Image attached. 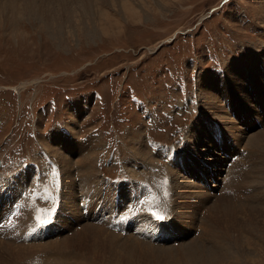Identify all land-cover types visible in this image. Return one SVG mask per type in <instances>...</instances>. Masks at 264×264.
I'll return each instance as SVG.
<instances>
[{"label":"rangeland","instance_id":"rangeland-1","mask_svg":"<svg viewBox=\"0 0 264 264\" xmlns=\"http://www.w3.org/2000/svg\"><path fill=\"white\" fill-rule=\"evenodd\" d=\"M115 1L36 0L28 3L0 0V252L8 248L6 244L14 254H19L18 247H24L26 254L11 259L12 264H264V172L255 169L264 164V142L259 138L258 146L252 150L247 145L250 135H258L264 130V101H256L248 94V108L241 106L250 112L245 115L242 109L236 108L234 91L225 84L232 73L226 63L238 65L236 72L241 74L240 78L250 92L247 79L252 76L250 74L249 78V72L242 68L246 57L264 69L261 62L264 56V0H122V6L117 2L119 0ZM260 71L261 74H257L260 81L257 80L263 86L261 94L264 96V70ZM205 73L218 84L219 76L222 77L221 85L213 88V92L222 89L217 95L220 109L224 107L226 111L225 114L218 111L227 116L223 120L219 119L216 110H200V106L201 109L209 108L205 100V108H202L201 91L197 86ZM81 99L88 100L86 111L76 122L75 134L69 133L77 141L76 150L80 146L81 151L59 150L77 161V158L81 159L82 151L95 148L91 147L95 137L101 144L100 151L92 159L97 174L93 183L90 182L92 187L82 194L76 188L78 212L75 213L72 207L64 205V201L69 198L70 182L79 183L76 175L79 168L74 164L75 176L72 173L63 179L62 164L56 160L58 156L46 150L43 158L33 150L39 146L38 139L52 135L53 130L64 132L67 122L73 121L69 107ZM147 109L149 111L141 118ZM203 119L205 131L201 134L206 143L198 145L192 143L194 137L188 132ZM207 122L211 123L210 127ZM217 137H221V143L215 141ZM227 137L231 140L228 143ZM137 140L145 147L138 150L149 151L154 158L148 169L138 168L127 160L131 157L129 152L139 147ZM106 142L112 143L103 155ZM223 147L224 151H230L227 155H222ZM203 149L222 155L220 167H223V173L218 174V185L212 178L209 180L208 167L206 174L200 173L196 177L189 164L190 160L199 163L198 156L201 157L200 150ZM33 152L34 156L30 155ZM235 154L237 158L228 164ZM163 160L166 166L161 163ZM52 161L60 164V171L56 173L62 177L63 199L57 200L55 222L47 231L42 225L38 230L34 218L29 217L31 207L29 205L28 209L24 205V197L30 198L29 192L43 178L47 184L49 179L53 180L56 173L52 172ZM38 162L45 164L43 171L47 167L45 171L54 175L49 177L47 174V177L44 174L39 179L34 168ZM23 168L28 169L29 185L19 183L16 188L20 175H25L19 173ZM152 168L159 171L153 172ZM169 168L174 170L175 179L172 172H168ZM132 171H136V176L130 175ZM157 176L165 182L155 188L153 182ZM205 176L207 182L202 179ZM139 181H150L152 190L149 189L156 196L167 192V196L164 195L166 212L160 210L157 214L164 217L158 221L165 229L154 230L157 238H169L167 242L159 243L162 246L157 245L158 242L156 245L150 242L152 246L140 244L134 238L145 239L129 231L118 233L111 227L112 222L105 223L106 227L101 221L102 215L110 212L105 211L110 204L121 207L112 212L111 217L117 221L122 209L126 211L122 208L125 203L142 196L135 191L140 184L139 187L143 186ZM126 184L131 186L135 197H124L122 190H126L123 188ZM52 191L43 193L44 197L36 189L42 196L36 194L38 204L56 201L51 197ZM104 192L108 193L107 197ZM83 195L90 198L87 214L82 212L84 207L80 205V202L84 203ZM97 205L100 206L96 208ZM213 205L216 211L210 210ZM175 207H178V214ZM182 209L194 211L197 216L186 234L183 232L186 226L182 223L189 218L184 217ZM35 210L42 212V209ZM144 214L147 219L139 217L138 225L158 223L157 219ZM150 214L153 215V208ZM83 224L101 225L106 228L105 232L100 227L104 234L121 236L98 239L95 234H87L84 238L90 236L88 239L76 238L75 233L86 229ZM211 229L213 234L210 236ZM74 236L78 241L62 244L64 238L73 239ZM210 237L215 238V243L209 240ZM221 237H226L224 243H240L234 256L223 254L224 249L219 247L220 240L217 239ZM193 240H199L204 246L213 244L205 251ZM55 241L61 245L44 247L46 251L42 249L44 244L47 246ZM186 243L198 248L188 252L183 247ZM209 251L215 255V261L209 257Z\"/></svg>","mask_w":264,"mask_h":264},{"label":"bare ground","instance_id":"bare-ground-1","mask_svg":"<svg viewBox=\"0 0 264 264\" xmlns=\"http://www.w3.org/2000/svg\"><path fill=\"white\" fill-rule=\"evenodd\" d=\"M23 1H27L28 3H33V2H35L36 0H23ZM124 1V0H123ZM114 2H116L115 0H114ZM117 2H120L119 3V5L120 6H122V0H119V1H117ZM124 3V2H123ZM1 11H2V9L0 8V14H1ZM134 11V10H133ZM263 57V60L261 61V62H263L262 63V67L264 68V56H262ZM247 58V60H246V64L244 65V66H242V68H243V70H247V72H249V78L252 76V78L251 79H247V84H248V86L250 87V89H251V92L250 91H247L246 90V87H245V85H244V83L242 82V79L240 78L241 77V74L240 73H238V72H236V68L238 69V65L237 64H235V65H232V63L231 64H228V63H226V65H229L231 68H232V73H231V76L229 77V79H228V81L225 83V84H229V86L232 88V90L234 91V93L232 94L233 95V97L236 99V108H238V109H242L243 110V114L245 113V115H249L248 113H250L249 111H245L244 109H246V108H248L247 107V101H246V96H248V94L250 95V96H254L255 97V100L256 101H259V100H263L264 101V96H262V90H263V86H262V84L259 82L260 80L258 79V77H257V74H258V72L261 74V71L260 70H264V69H262V68H260V67H258L257 66V64L255 63H253V59L252 58H249V57H246ZM258 64H259V62H258ZM234 66V67H233ZM228 67V66H227ZM226 70V69H225ZM257 70V72H255ZM235 72V73H234ZM252 72V73H251ZM237 73V74H236ZM250 74H251V76H250ZM206 75V73L204 74V77H200V80H198V83H197V86H198V89H199V92L201 91V93H200V102H201V100L203 101L202 102V105H203V107L202 108H205V104H204V100L206 101V103H207V105H209V108H205V109H201V106H200V110H208V111H214V110H216V114L217 115H219L220 117H219V119L220 120H223V117H227V116H225V115H221V114H219L220 112H222V113H226V111H225V109H224V107H222V109H220V106H219V102H220V100H219V98H218V95H220L221 94V92H222V89H221V87L217 90V92L215 93V92H213V88H216L217 86H220L221 85V79H222V77L220 78V76H219V84H218V81H216V80H214L213 78V80L212 79H210V77H207V76H205ZM216 77L218 76L217 74L215 75ZM264 76V75H263ZM207 77V78H206ZM239 79V80H238ZM246 79V78H245ZM259 81H258V80ZM210 81H211V83H210ZM22 87V86H21ZM20 87V88H21ZM218 94V95H217ZM234 94H235V96H234ZM262 101V102H263ZM87 102H88V100H76V102L74 101V103L69 107V112H70V114H71V119L73 120V121H69V122H67V124H66V129L64 130V132H57L56 130H53V132H52V135H48L46 138L44 137L43 139H38V143H39V145L40 146H42V148H44L45 150H47V152L49 151L52 155H55V157L56 156H58L57 158H56V160H59L60 161V163L62 164V169H63V179L64 178H66L68 175H71L72 176V173H74L75 171V169H73L74 168V164H76V166H77V168H79L78 169V171H77V173L78 174H76V175H78V179H79V183H74V182H70V184H69V186H68V192H67V194H68V197L69 198H66V200L67 201H64V205L65 206H67V207H72V210L75 212V213H77L78 211L76 210V206H75V198H76V194H75V192H76V188H79L80 189V191H79V194H82L84 191L86 192L87 190H89V188L90 187H92V185L90 184V182L91 183H93L92 181H93V179H94V177L97 175L96 174V170H95V167L94 166H92V159L94 158L93 157V155L94 154H96L97 153V151H100V149H98L99 147H100V141H99V139L98 138H96L95 137V139H94V144L93 145H91V147L93 148L94 146H95V148L93 149V150H91V151H88V150H86L85 149V151H82L80 154H79V156L81 155V159L79 158H77V161L76 160H73V158H70V156H68V153L67 154H65V152H61L60 150H59V148H61L62 149V151H81L80 150V146H78V148H77V150H76V145H78L77 144V141L73 138V136L71 135V134H75L74 132H76L75 131V129H76V122H77V120H78V118H80L83 114H84V112L86 111V104H87ZM264 104V103H263ZM263 104L261 105V107H263ZM221 105V104H220ZM239 105V106H238ZM243 105H245V107L246 108H244V107H241V106H243ZM257 105H259V104H257ZM255 110V109H254ZM218 111H220V112H218ZM227 115V114H226ZM203 118V117H202ZM208 124V127H210L211 125H209V124H211L210 122H207ZM218 129V128H217ZM232 129V128H231ZM62 130V129H61ZM69 132H68V131ZM203 131H205V128H204V119H203V121L201 120L200 121V123H195V127H190V129H189V132H188V135H190V136H192V137H194L193 138V141H192V143H195V144H200L201 142H204V143H206V139H204L203 138V136H202V134H201V132H203ZM261 132V133H260ZM260 134H258V135H255V134H253L252 136L250 135L249 137V139H248V141H247V145L249 146V150H252L253 149V147H255V146H258V144H259V142H258V139L260 138L261 139V142H262V140H263V142H264V130H260ZM69 133H71V134H69ZM201 134V135H200ZM236 135H238V134H236ZM213 136H214V132H213ZM258 137V138H257ZM203 138V139H202ZM247 138V137H246ZM227 140H228V137H227ZM245 140V139H244ZM89 141V140H88ZM215 141H217V142H219V143H221V141H222V139H221V137L220 138H218L217 137V139L215 140ZM138 142L140 143L139 144V147L136 149L135 148V150L134 151H130L129 153H130V156L131 157H129V159H127V160H131V162L130 161H127V162H130L131 163V165H138L137 167L139 168V167H142L143 169H148L147 167H149L152 163L151 162H153L152 161V159H154L153 157H152V155L150 156V152L149 151H139L138 149L141 147V148H143V149H145V147H144V144L141 142V141H139V140H137L136 141V143L138 144ZM229 141H227V143H228ZM263 146H264V143L262 144ZM55 146V147H54ZM133 146V145H132ZM138 146V145H137ZM152 146V145H151ZM246 147V146H245ZM260 147V146H259ZM43 149V150H44ZM79 149V150H78ZM82 149H84V147H82ZM151 149L153 150L154 149V146H152L151 147ZM157 149V148H156ZM223 149V151H224V147L222 148ZM247 149H248V147H247ZM60 151V152H59ZM156 151H159V149H157ZM161 151V150H160ZM159 151V152H160ZM243 151V150H242ZM247 151V150H246ZM226 152V153H225ZM230 151H224V154H222V155H227L228 153H229ZM249 153H250V151H248ZM247 152V153H248ZM183 153V152H182ZM193 153H197V151H194ZM200 153H202V155H201V157L200 156H198L197 154H196V156H198L201 160L199 161V163H194L193 162V160H190L189 161V164L194 168V170H195V172H196V177L199 175L200 176V173H202V174H204L205 173V171H206V169H207V167H208V171H207V174L210 176V178H209V180L212 178L213 180L212 181H214V182H218V174L219 173H221L222 172V168L223 167H220V164H223V163H221L222 162V160H220V158L222 157V155H220V154H217V153H215V151H212V152H210V151H204V149L203 150H200ZM246 153V154H247ZM49 154V153H48ZM160 154H161V152H160ZM257 154V153H256ZM50 155V154H49ZM168 155V154H167ZM169 156V155H168ZM204 156V157H203ZM250 156V155H249ZM192 157H195V155H193L192 154ZM44 158V157H43ZM50 158V157H49ZM53 158H54V156H53ZM39 159V158H38ZM198 159V158H197ZM40 161V160H39ZM46 161V160H45ZM58 161V162H59ZM51 162V161H50ZM80 164H79V163ZM126 162V161H125ZM124 162V163H125ZM219 162V163H218ZM34 163V162H33ZM226 163V162H225ZM246 163V162H245ZM121 164L123 165V162H121ZM127 164V163H126ZM148 164V165H147ZM43 165H45V164H42L41 163V165H40V163L38 162L36 165L34 164V168L36 169V173L39 175V179H40V176L42 177L44 174H48L47 173V171H45L46 170V168H45V172L43 171V169H42V166ZM51 165V164H50ZM60 165V164H59ZM201 165V166H200ZM226 165V164H225ZM44 167V166H43ZM71 168H72V170L73 171H71ZM76 168V167H75ZM229 168V167H228ZM257 168V172L259 171V170H263L262 172H264V164L261 166V167H255V169ZM24 170H21L19 173H24L25 175H23V174H21L20 175V180H17L16 181V188H17V185L19 186V183H21L22 185H29V183H28V181H27V174H28V169L27 168H23ZM170 169V170H169ZM168 170V172H172V173H170L171 175H173V172H174V170H172L171 168H169ZM246 169V168H245ZM254 171V170H253ZM135 172L136 171H132V173H130V175L132 176V175H135L136 176V174H135ZM145 172V171H144ZM175 172H177V171H175ZM50 173V172H49ZM54 173H56V172H54ZM60 173V172H59ZM62 173V172H61ZM52 174V173H51ZM57 174V173H56ZM206 174V173H205ZM263 174V173H262ZM49 175V174H48ZM48 175H47V177H48ZM54 174H52V175H49V177L51 176H53ZM249 175V174H248ZM25 176V177H24ZM45 176V175H44ZM74 176H75V173H74ZM174 176V175H173ZM229 176V175H228ZM3 177V176H2ZM249 177H250V175H249ZM54 178V177H53ZM62 178V177H61ZM132 178H134V177H132ZM174 179H175V176L173 177ZM31 178H29V180H30ZM38 179V178H37ZM97 179H99V178H97ZM205 179V178H204ZM81 180H82V182H81ZM96 180V179H95ZM230 180V179H229ZM233 180V179H232ZM242 180V179H241ZM254 180H256V177H255V179ZM253 180V181H254ZM33 181V180H32ZM137 181V180H136ZM252 181V180H251ZM250 181V179H249V182H251ZM48 182V181H47ZM53 182V180L52 179H49V184L50 183H52ZM55 182V181H54ZM138 182V181H137ZM227 182H229V181H227ZM30 183H31V181H30ZM95 183V182H94ZM96 183H98V181H96ZM173 183V182H172ZM223 183H224V181H223ZM230 183H232V182H230ZM234 183V182H233ZM232 183V184H233ZM129 184V183H128ZM128 184H126V185H124L123 186V188L124 189H126V190H122V194L124 195V197H127V196H133V197H135L134 196V194L131 192V186L130 185H128ZM253 184H254V182H253ZM32 186H33V184H31ZM40 185V184H39ZM39 185H37L36 187H34V188H32L31 190H32V192L30 191L29 192V195H30V193L35 197H37V193H36V189H39ZM137 185V184H136ZM136 185H135V187H136ZM141 185V184H140ZM139 185V186H140ZM175 185V184H174ZM214 185H215V183H214ZM213 185V186H214ZM244 185V184H243ZM128 186V187H127ZM136 187L135 188V191L136 192H138L137 194H140V195H142L141 197H138V198H131L130 200H128L125 204L126 205H124L122 208H125L126 209V211H124L125 213H126V217L128 216L129 217V219H128V221L125 223V226L129 229L131 226H136L139 230L136 232V233H133L132 231H129V232H132V233H130V234H135V235H137V237L138 238H141V239H145L144 241H147L148 240V242H144V241H141L140 239L138 240V239H135L134 238V241H137L138 243H140V244H146V245H149V246H152V244L150 243V242H152V243H155V242H158L157 243V245H161V244H163L164 242H167L168 241V239L169 238H167V237H159V238H157L156 237V234H155V229L157 230V229H165V226H163V225H160V224H163V223H160L158 220V223H155L154 221H152L150 224H144V226H142V225H138V218L139 217H143V219H147L146 217H144L145 216V212H143L142 210H141V207H140V205H142V203H140V201H141V199L143 198L147 203H144V206H146V207H152L153 208V213H155V214H158V212L160 211V210H165V206H164V203H166L165 201H166V197L165 196H167V192H164L165 194H163L162 196L161 195H158V196H156V195H154L152 192H151V190H152V188H151V190L149 189L150 187H146L147 188V190H144V188H143V186H141V187ZM162 186V185H161ZM225 186H228L227 184H225ZM230 186V185H229ZM245 186V185H244ZM27 187V186H26ZM97 187V186H96ZM249 187V186H248ZM116 188H120V187H117L116 186ZM228 188V187H227ZM52 186H51V191H52ZM70 189V190H69ZM163 189V188H162ZM175 189V188H174ZM225 189H226V187H225ZM158 190H160V188H158ZM230 190V189H229ZM23 191V190H22ZM21 191V192H22ZM108 191V190H107ZM106 191V192H107ZM134 191V192H135ZM224 191V190H223ZM233 191H234V189H233ZM62 192H63V188H62V190L60 191V195H55V193L52 191V194H50V195H52L51 197H52V199H55L56 201L58 200V199H63L62 198ZM96 192H97V190H96ZM125 192H127L128 193V195H126V193ZM157 192V191H156ZM232 192V191H231ZM235 193H236V191H234ZM27 193H28V191H27ZM121 193V192H120ZM64 194V193H63ZM85 194V193H84ZM104 194H105V196L107 197V194L108 193H105L104 192ZM119 194V193H118ZM133 194V195H132ZM158 194H159V191H158ZM38 195H40L41 196V194H39L38 193ZM136 195V194H135ZM153 195V196H152ZM165 195V196H164ZM40 196H38V199H40V198H42V196H44V194L40 197ZM40 197V198H39ZM44 197H46V196H44ZM50 196H48V198H49ZM79 197V196H78ZM246 197V196H245ZM249 197V196H248ZM29 197H24V200H25V202H24V200L23 199H21V198H19V199H21L23 202H24V205H27V207H28V209L30 208L29 207V204H28V199ZM175 198H176V196H175ZM44 199V201H46L45 200V198H43ZM83 199V198H82ZM249 199V198H248ZM21 200H19V201H21ZM48 200V199H47ZM239 200H241V199H239ZM50 201H51V199H50ZM242 201V200H241ZM240 201V202H241ZM244 201V200H243ZM17 202H18V200H17ZM38 202L39 201H36V204H38ZM173 202L174 203H177V202H175L174 201V199H173ZM239 202V203H240ZM22 203V202H21ZM216 204V203H215ZM22 205V204H21ZM117 205V204H116ZM230 205V204H229ZM75 206V207H74ZM220 206V205H219ZM240 206H241V203H240ZM213 207V209H210V210H214V211H216V208H215V205H213L212 206ZM218 207V206H217ZM24 208V207H23ZM22 208V206H21V209H23ZM151 208V209H152ZM176 208V207H175ZM174 208V209H175ZM177 210H175V212H176V214H178V207L176 208ZM24 210H26V208L24 209ZM172 210V209H171ZM183 210V212H182V214L184 215V217H188L189 219L188 220H185V222L184 223H182V226H186V228L184 229V233L186 234L187 232H189L190 230L188 229V228H191V227H193V224L195 223V218L197 217V216H195L194 215V211H189V210H184V209H182ZM27 211V210H26ZM25 211V212H26ZM174 211V210H173ZM219 211V210H218ZM164 213L166 212V210L165 211H163ZM169 212V211H168ZM122 214H120V217L123 215V212H121ZM217 213V212H216ZM48 214V213H47ZM218 214V213H217ZM149 215V214H148ZM192 215V216H191ZM213 215V214H212ZM150 216V215H149ZM119 217V218H120ZM176 216H175V221H176ZM31 219V218H30ZM29 219V220H30ZM27 220V219H26ZM28 220V221H29ZM166 220H168V219H166ZM170 220V219H169ZM31 221V220H30ZM117 222L119 223V227H122L124 224H122V223H120V221H119V219H117ZM205 222V221H204ZM187 223H189V224H187ZM4 224V223H3ZM82 224V223H81ZM95 225V224H94ZM94 225H84L83 224V226L82 227H84V226H86V229H82L83 231H80V232H78V233H75L76 234V238H84V236H87V234H89V235H96L97 237H98V239H100L101 237H110V238H115V239H117V237H120L121 236V234H115L114 232V234L115 235H113V234H111L110 236H108V235H106V234H104V231L106 232V228H104L103 226H99V227H95ZM100 227H102V229L104 228L105 230L103 231ZM206 229V228H205ZM108 231V230H107ZM117 231V230H116ZM208 233H210V236L213 234V230L211 229V231L209 230V232ZM8 235V234H7ZM182 235V233L180 234V236ZM9 236V235H8ZM15 236V235H14ZM200 236L201 235H199L198 237L200 238ZM90 237V236H89ZM89 237H86V238H84V239H88ZM92 237V236H91ZM197 236H195V238H196ZM75 238V236L73 237V239H71V238H64L61 242H62V244H71V242L73 241V242H76V241H78V239H76ZM96 238V237H95ZM94 238V239H95ZM57 239V238H56ZM93 239V240H94ZM157 239V240H156ZM194 239V238H193ZM218 240H220L219 241V243H218V245H219V247H223V249H224V252H223V254H230V253H232L231 255L232 256H234V253H236V250H238V246L240 247V243H236V242H234V244L233 243H231V242H229L228 243V241L226 242V243H224L223 241L224 240H227L226 239V237L225 238H223V237H221V239H219V238H217ZM209 240L211 241V242H214L215 243V238H212V237H210L209 238ZM52 241V240H51ZM57 242H58V240H56ZM56 241H55V243H50L49 242V245H47V246H45V244H44V246L42 247V249H44V247H49V248H51V247H57V246H60L61 244H60V241H59V244L60 245H58V244H56ZM199 240H193L192 242L194 243V244H197L198 245V247H201V248H203L205 251L206 250H210V246L213 244H210V246H204V245H201L199 242H198ZM175 242V241H174ZM177 242V241H176ZM1 243V242H0ZM159 243H161V244H159ZM190 243V242H189ZM189 243H186V244H184L185 246H183L184 248H186V249H188V252L189 251H193L192 249H194V247H196V248H198L197 247V245H194V244H189ZM51 244V245H50ZM155 245H156V243H155ZM242 245V244H241ZM162 246V245H161ZM1 247V246H0ZM6 247H8L6 250L4 249V251H2V252H0V264H12V260L11 259H13V258H18V257H21L22 255H24V247L23 248H20V247H18V249H20V251H19V254H14L15 252H12V248L8 245V244H6ZM166 247H168V246H166ZM58 249V248H57ZM3 250V249H2ZM45 250V249H44ZM66 250V249H65ZM194 250H196V249H194ZM9 251H11L10 253H9ZM27 251V250H26ZM46 251V250H45ZM23 252V253H22ZM30 252V251H29ZM194 252V251H193ZM204 252V251H203ZM33 253V252H32ZM41 253V252H40ZM209 253V257L211 258V259H213V261H215V255L212 253V252H208ZM26 254V253H25ZM28 254V253H27ZM33 255H35V252H34V254ZM236 256H239V255H237V254H235ZM241 257V256H240ZM131 258V257H130ZM26 259V258H25ZM40 259V258H39ZM228 259V258H227ZM236 259H237V257H236ZM128 260V259H127ZM189 260V259H188ZM195 260H196V258H195ZM238 260V259H237ZM105 261V260H104ZM242 261V260H241ZM79 262V261H78ZM82 262V261H81ZM191 263V262H190ZM68 264H71V263H68ZM79 264H81V263H79ZM185 264H187V263H185ZM189 264V263H188Z\"/></svg>","mask_w":264,"mask_h":264},{"label":"snow or ice","instance_id":"snow-or-ice-1","mask_svg":"<svg viewBox=\"0 0 264 264\" xmlns=\"http://www.w3.org/2000/svg\"><path fill=\"white\" fill-rule=\"evenodd\" d=\"M153 215H154V216L156 217V219H158V220H163V219H164L163 216L157 215V214H155V213H153Z\"/></svg>","mask_w":264,"mask_h":264}]
</instances>
